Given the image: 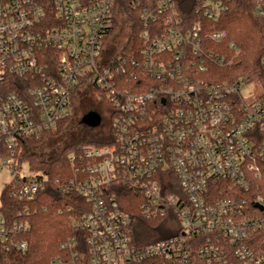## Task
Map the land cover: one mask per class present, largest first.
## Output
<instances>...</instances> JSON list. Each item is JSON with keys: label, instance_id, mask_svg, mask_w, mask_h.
<instances>
[{"label": "built area", "instance_id": "1", "mask_svg": "<svg viewBox=\"0 0 264 264\" xmlns=\"http://www.w3.org/2000/svg\"><path fill=\"white\" fill-rule=\"evenodd\" d=\"M231 1L0 0V82H21L0 92L2 190L31 200L52 181L24 173L21 154L40 153L33 141L71 117L79 84L108 109L104 142L68 155L60 187L88 210L49 264H264V98L246 101L242 78L216 72L234 59L223 49L238 52L214 26ZM119 8L134 12L141 42L107 54ZM255 12L264 16V0ZM125 187L144 219L167 218L174 232L136 237ZM18 216L0 215V246L24 251Z\"/></svg>", "mask_w": 264, "mask_h": 264}, {"label": "trees", "instance_id": "2", "mask_svg": "<svg viewBox=\"0 0 264 264\" xmlns=\"http://www.w3.org/2000/svg\"><path fill=\"white\" fill-rule=\"evenodd\" d=\"M121 10L119 8L114 13L104 39L107 54H114L118 49L130 53L131 48L141 42L137 34L139 23L134 12H126V16ZM214 26L226 31L225 44L233 42L239 49V54L230 65L217 68L218 79L232 81L242 78L246 83H259L262 88L260 97L264 98V16L255 12V0H232L229 11ZM122 27L126 28L124 38L111 43L110 37ZM222 51L230 53V49ZM20 83V80L10 77L0 82V92L18 90ZM95 96L96 90L93 86L79 84L72 96L71 117L59 123L55 131L33 141L38 145L45 144L53 148V151L47 155L37 152L21 154V159L27 161L32 169L48 172L52 181L31 200H17L7 189L2 190L0 215L19 217L20 211L28 229L19 236V240L27 244L24 251L0 246V264H49L52 258L63 252L60 243L76 232L73 222L88 210V203L82 195L74 191H62L60 184L66 173L70 172L67 152L77 149L79 145H99L107 137L102 118L101 124L94 127L84 124L81 116L79 120L75 118L77 108L82 112H98L97 104H105V101L96 99ZM77 122L82 124V130L75 127ZM257 193L260 194L261 191L258 190ZM133 198V192L125 187L119 200L136 223L134 235L143 239V243L168 237L174 232L169 228L167 218L144 219Z\"/></svg>", "mask_w": 264, "mask_h": 264}, {"label": "rangeland", "instance_id": "3", "mask_svg": "<svg viewBox=\"0 0 264 264\" xmlns=\"http://www.w3.org/2000/svg\"><path fill=\"white\" fill-rule=\"evenodd\" d=\"M126 33V28L125 27H122L120 29H118L117 31H115V33L110 37V42L113 43L115 41H117L118 39H123L124 38V35ZM231 54H235L234 57L236 55L239 54V49H238V52H232L230 51L229 54H226L227 57L231 58ZM218 78V77H217ZM240 93L243 95V97L245 98L246 101H251L253 100L254 98L256 97H259L261 94H262V88L260 86L259 83H256V82H250V83H246L242 86L241 88V91ZM97 108H98V112L100 113V116L101 118L103 119V127H105L106 125V122L108 120V109L107 107L104 105V104H97ZM86 112L85 111H81V109L77 108V111H76V117L78 120L80 118V116H83ZM101 124V123H100ZM77 129L79 130H82L83 129V126L81 123L78 124V122L76 123V126ZM93 127V126H92ZM43 148L40 153L42 154H50L52 151H53V148L51 149L50 147H47L45 146V144H43ZM70 154V151L67 152V155ZM26 162V163H25ZM23 163L25 164V171L24 173H28V168H27V165L28 162L27 161H23ZM10 181V176L7 172H2L0 174V194H1V190L3 188V186L8 183ZM260 195L264 196L262 193H260Z\"/></svg>", "mask_w": 264, "mask_h": 264}, {"label": "water", "instance_id": "4", "mask_svg": "<svg viewBox=\"0 0 264 264\" xmlns=\"http://www.w3.org/2000/svg\"><path fill=\"white\" fill-rule=\"evenodd\" d=\"M81 121L88 126L94 127V126L99 125L100 116L98 112L91 110L82 116Z\"/></svg>", "mask_w": 264, "mask_h": 264}, {"label": "flooded vegetation", "instance_id": "5", "mask_svg": "<svg viewBox=\"0 0 264 264\" xmlns=\"http://www.w3.org/2000/svg\"><path fill=\"white\" fill-rule=\"evenodd\" d=\"M89 111H91V110H87L86 113L89 112ZM94 111H95V110H94ZM86 113H85V114H86ZM81 118H82V116H81ZM87 126H88V125H87ZM90 127H92V126H90Z\"/></svg>", "mask_w": 264, "mask_h": 264}]
</instances>
